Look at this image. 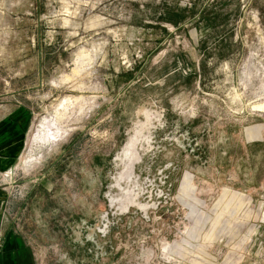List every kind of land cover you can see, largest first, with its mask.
<instances>
[{
  "label": "rangeland",
  "instance_id": "1",
  "mask_svg": "<svg viewBox=\"0 0 264 264\" xmlns=\"http://www.w3.org/2000/svg\"><path fill=\"white\" fill-rule=\"evenodd\" d=\"M14 115L31 264H264V0H0Z\"/></svg>",
  "mask_w": 264,
  "mask_h": 264
},
{
  "label": "crops",
  "instance_id": "2",
  "mask_svg": "<svg viewBox=\"0 0 264 264\" xmlns=\"http://www.w3.org/2000/svg\"><path fill=\"white\" fill-rule=\"evenodd\" d=\"M9 117H0V176L12 169L21 154L28 126L24 115ZM5 196L0 190V206ZM2 222L0 212V264H31L30 250L15 237L12 230H3Z\"/></svg>",
  "mask_w": 264,
  "mask_h": 264
},
{
  "label": "bare ground",
  "instance_id": "3",
  "mask_svg": "<svg viewBox=\"0 0 264 264\" xmlns=\"http://www.w3.org/2000/svg\"><path fill=\"white\" fill-rule=\"evenodd\" d=\"M66 134H67L66 131L62 130L61 128H56V133L53 135V137L64 138ZM36 160L35 159H27V160H24V164L30 165L31 163H34Z\"/></svg>",
  "mask_w": 264,
  "mask_h": 264
}]
</instances>
